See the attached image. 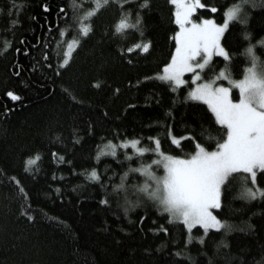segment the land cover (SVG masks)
<instances>
[{
    "label": "trees",
    "instance_id": "trees-1",
    "mask_svg": "<svg viewBox=\"0 0 264 264\" xmlns=\"http://www.w3.org/2000/svg\"><path fill=\"white\" fill-rule=\"evenodd\" d=\"M202 2L217 10L198 8L193 18H213L216 23H223L228 8L240 4ZM81 3L84 9L93 6L92 0H0V264H264V197L245 199L238 175L225 189L222 208L215 210L233 230H209L203 244L193 239L187 245L192 259L174 255L185 249L189 235L183 222L170 221L155 201L133 190V185L143 183L144 174L129 171L126 189L113 191L129 164L135 168L149 163L155 154H143L142 161L138 155L126 160L125 151L134 150L118 148L119 160L105 155L97 161L96 153L107 140L118 143L142 136V146L152 147L148 138L159 135L163 151L193 152L191 139L178 148L166 134V125L157 123L165 120L168 108L174 113V119L167 120L172 134L184 135L195 125L197 139L210 149L223 126L203 101L185 99L194 86L191 74H185L188 83L176 91L156 76L170 61L179 30L170 0H149L141 10L143 34L129 29L126 37L114 32L121 14L118 0L102 4L91 19L92 31L61 67L56 51L57 41L64 37L59 28L76 19ZM125 7L134 9V15L138 3ZM238 16L221 38L231 54L235 78H241L250 63L245 54L249 43L264 60V44L257 43L264 39V0L244 3ZM13 19L18 23L11 25ZM141 41H151L148 52L126 51ZM44 52L51 58L46 60ZM224 66L225 59L214 55L213 67L202 73L204 79ZM218 82L228 84L224 79ZM9 90L20 98L13 101ZM233 98L238 99V89H233ZM37 154L29 170L27 158ZM93 167L106 188L86 179L85 171ZM153 169L164 172L162 165ZM13 177L27 196L19 192ZM257 182L264 187L259 173ZM125 196L141 201L129 207L127 215ZM105 198L111 203L102 204ZM191 235H204L202 227L195 226Z\"/></svg>",
    "mask_w": 264,
    "mask_h": 264
},
{
    "label": "snow or ice",
    "instance_id": "snow-or-ice-1",
    "mask_svg": "<svg viewBox=\"0 0 264 264\" xmlns=\"http://www.w3.org/2000/svg\"><path fill=\"white\" fill-rule=\"evenodd\" d=\"M92 2L93 6L89 9H84L81 3L76 19L59 28V35L64 37L63 41H57L56 55L61 67L70 62L74 50L92 31V17L97 14L102 4H107L109 0H92ZM170 2L175 6V23L179 26V30L174 34L175 49L170 61L163 65L162 73H157L156 76L176 91L180 86L188 83L185 74H191V83L194 86L189 89L185 99L203 101L214 114L215 122L223 126V134L216 137V146L211 149L199 142L195 125L184 135H174L172 125L167 123L169 118L174 119V113L171 108H168L165 110V120L157 123L166 125V134L170 136L171 143L178 148L182 147L183 141L191 139L195 147L193 152L173 155L163 151L160 136L154 135L148 138L153 144L152 147L142 146V136L121 139L118 143L107 140L96 153V159L99 161L102 156L110 155L119 160L118 148L127 150L129 147L134 151L131 153L125 151L124 159L126 160H131L132 156L138 155L142 161L143 154L148 152L155 154L149 163L141 162L135 168L129 164V168L120 174L121 182L114 184L112 189L113 191L126 189L125 181L129 171L144 174L143 183L133 185V190H138L155 201L161 211L169 214L170 221L183 222L189 235L185 240V249L175 250L174 255L192 259L187 252V245L191 244L193 239L203 244L209 230L225 232L233 230L232 225L227 220L219 218L213 210L222 208L225 189L234 176L240 177V194L245 199L264 197V187L257 182L258 173L259 176L264 177V60L256 55L254 46L249 43L245 54L250 58V63L244 67L242 77L235 78L230 69L231 54L221 42L229 22L239 18L238 13L243 4L249 0H240L239 6L233 5L228 8L223 23H216L213 18L201 20L193 18L198 8L209 7L213 12L217 10L214 5H206L202 0H170ZM118 3L121 6V14L114 25V32L126 37L127 30L133 29L142 35L141 10L149 5V0H118ZM129 3H138L134 15V9L125 7ZM43 7L47 10L48 5L44 4ZM60 7L63 12L64 6ZM63 14L68 15L67 12ZM242 22L246 23V18ZM16 23L18 21L15 19L10 21L11 25ZM245 35L249 34L245 33ZM68 36L71 38L69 39ZM257 43L264 44V39ZM4 46L7 48L9 42L5 41ZM150 47L151 41H141L127 47L126 51L132 52L136 49L140 52H148ZM27 51L28 49H25V52ZM216 54L225 59V66L219 71H213L209 79H204L202 73L206 68L213 67V56ZM42 55L46 60L51 58L49 52H44ZM221 79L227 80L228 84L219 83ZM233 89H238V99L233 98ZM7 96L13 101L20 98L19 94L12 90L7 92ZM53 154L56 155L55 150ZM38 159V154L28 157L26 168L31 170V166L36 164ZM161 165L164 169L162 175L157 174L153 169V166ZM85 176L88 181L100 182L103 187H107L97 168L86 170ZM13 181L18 186L19 192L27 196L19 179L13 177ZM56 191L59 192L60 189L57 188ZM100 202L111 203L107 198ZM140 203L139 199L133 202L125 196L124 214L127 215L129 207L135 208ZM140 219L143 221L144 217ZM195 226H201L204 235L193 237L191 230ZM163 231L167 232L168 229L164 228ZM220 243L223 244L226 241L221 240Z\"/></svg>",
    "mask_w": 264,
    "mask_h": 264
},
{
    "label": "rangeland",
    "instance_id": "rangeland-1",
    "mask_svg": "<svg viewBox=\"0 0 264 264\" xmlns=\"http://www.w3.org/2000/svg\"><path fill=\"white\" fill-rule=\"evenodd\" d=\"M216 55H218V54H216ZM215 210H216V209H214L213 211L215 212Z\"/></svg>",
    "mask_w": 264,
    "mask_h": 264
}]
</instances>
